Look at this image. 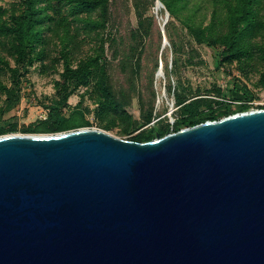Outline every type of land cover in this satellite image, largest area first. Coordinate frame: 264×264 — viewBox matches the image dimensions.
Here are the masks:
<instances>
[{"label":"water","instance_id":"water-1","mask_svg":"<svg viewBox=\"0 0 264 264\" xmlns=\"http://www.w3.org/2000/svg\"><path fill=\"white\" fill-rule=\"evenodd\" d=\"M0 264H264V109L144 143L0 136Z\"/></svg>","mask_w":264,"mask_h":264},{"label":"trees","instance_id":"trees-1","mask_svg":"<svg viewBox=\"0 0 264 264\" xmlns=\"http://www.w3.org/2000/svg\"><path fill=\"white\" fill-rule=\"evenodd\" d=\"M157 1L22 0L10 9L0 7V46L7 48L17 66L28 72L38 61H44L48 33L59 36L65 59L60 80L55 83V95L45 106L46 118L30 124L23 133L57 134L91 128L83 107L84 97L68 115L63 112L70 97L80 89H86L85 95L92 97L97 106L95 112L103 122L106 117L111 120L101 123L105 130L113 129V118L117 117L126 123L125 133L139 131L130 139L139 143L152 141L157 134L164 137L187 127L248 112L255 96L236 84L234 103L239 104L238 109L199 92L185 93L180 89L183 87L180 76L178 88H174L171 76L178 64L177 61L169 64V49L163 50V45L166 38L173 54L180 53L181 46L173 37L172 20H176L188 30L193 44L217 51L221 65L254 58L250 39L264 30V0H159L165 9L160 15L169 14L164 31L163 22L159 23L154 13ZM82 36H95L99 49L74 61ZM193 44L191 50L196 51ZM194 58L190 54L188 61ZM4 63L10 66L9 62ZM161 63L169 80L168 94L174 95L177 108L173 125L165 123L164 113L157 112L159 96L155 82ZM19 91V84L8 91L3 113L19 104ZM215 93L222 98L220 89ZM135 100L139 120L133 119L131 111ZM152 123L153 127L145 130ZM16 130L15 124L0 125V136Z\"/></svg>","mask_w":264,"mask_h":264},{"label":"rangeland","instance_id":"rangeland-1","mask_svg":"<svg viewBox=\"0 0 264 264\" xmlns=\"http://www.w3.org/2000/svg\"><path fill=\"white\" fill-rule=\"evenodd\" d=\"M21 1L0 0V7L10 9L12 5ZM161 12H165L164 7H159L158 9L156 7L154 10L159 23L163 22L164 25L166 14L165 17L164 15L161 16ZM172 21L174 25H172L173 37L176 43L181 46V51L174 55L171 44L163 47V50L169 49L168 58L170 65L174 61H177L178 64L177 68L173 64L171 82L174 88H178V77L180 76L183 81V87L180 89L185 93L191 95L199 92L207 96V98L223 101L232 105L234 109H238L237 106L239 104L234 103V86L236 84L240 90L247 88L255 96L254 100L249 103L251 105L249 111L259 110L258 108L264 107V30L256 38L250 39L254 58L247 57L242 61L221 65L217 51L205 45L198 46L193 44L188 30L180 22ZM207 22H209V19ZM48 38L46 58L44 61H38L28 72H25L22 67L15 64L4 45L0 46V60L2 61L0 62V125L15 124L17 130L12 134L30 135L24 134L23 129L37 120L46 118L48 111L45 106L48 105L50 99L55 95V83L60 80V74L64 70L65 59L62 55V44L59 36H51V33H48ZM191 44L195 46L196 51L191 50ZM98 49L99 42L95 36H82L75 51L74 61L77 58L92 55ZM190 54L195 55V58L189 62L188 57ZM160 58H162V55H160ZM4 62H9L10 66H5ZM161 64V67H163V63ZM16 84H19L20 87L18 93L20 102L10 111L3 113L6 99L9 97L8 91L15 90ZM155 84L159 96L157 112L164 113V117H167L165 123L173 125L175 123L173 113L177 108L175 107L174 95L168 94L167 86L169 80L163 69L157 72ZM216 89L222 91V98L215 93ZM85 92L86 89H80L70 97L67 107L63 110L65 115H68L84 97L83 107L87 110V119L91 123V129H99L124 140L132 139L139 132L129 131L125 133L126 123L117 117L113 118V129L105 130L101 125L103 120L95 112L97 106L94 100L90 95H85ZM131 111L133 119L139 120L140 112L136 100ZM110 121L106 117L103 123L107 124ZM153 125L154 123L149 128L144 129H151Z\"/></svg>","mask_w":264,"mask_h":264}]
</instances>
